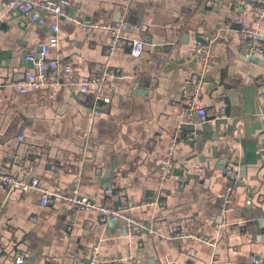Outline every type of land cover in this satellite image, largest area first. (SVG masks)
I'll use <instances>...</instances> for the list:
<instances>
[{
  "label": "crops",
  "instance_id": "obj_1",
  "mask_svg": "<svg viewBox=\"0 0 264 264\" xmlns=\"http://www.w3.org/2000/svg\"><path fill=\"white\" fill-rule=\"evenodd\" d=\"M8 2L0 0V18ZM70 2L67 14L81 24L58 23L62 58L75 73L48 90L16 91L33 68L25 56L41 50L48 26L22 13L14 27L0 22V172L34 165L47 189L77 190L115 207L100 176L110 169L119 208L146 230L129 235L122 223L89 212L73 220L63 201L43 206L35 192L0 186V264L18 257L24 264H264V55L249 60L250 43L239 33L242 21L264 33V17L246 9L255 1ZM106 22L127 25L114 51L107 31L88 26ZM134 39L145 41L139 58L132 56ZM198 39L206 42V66L194 55ZM106 63L116 74L105 91L112 102L96 103L77 82ZM204 68L199 100L208 118L182 129L167 196L154 205L182 95ZM233 181L238 194L225 212L222 195ZM180 230L187 235L173 237Z\"/></svg>",
  "mask_w": 264,
  "mask_h": 264
},
{
  "label": "built area",
  "instance_id": "obj_2",
  "mask_svg": "<svg viewBox=\"0 0 264 264\" xmlns=\"http://www.w3.org/2000/svg\"><path fill=\"white\" fill-rule=\"evenodd\" d=\"M70 3V0H9L6 14L4 18H0V22L5 20L8 27H14V16L22 13L28 16L33 23H39L43 26L47 25L49 29V35L43 43L41 50L26 56V61L31 62L33 68L24 74V81L16 85V91L19 94L26 95L30 92L48 90L53 86L62 84L68 77H71L75 73L73 63L65 61L62 58V52L60 50V26L58 23L59 19H63L70 23L81 24L79 18L71 17L67 14V7ZM246 9L254 10L260 20L264 17V0H255L253 5L248 3L246 4ZM48 16H53L56 21L48 24ZM88 26L102 29L110 34L111 51L123 45L125 40L124 33L127 27L126 23H89ZM239 33L250 43V49L246 55L247 58L252 56L262 57L264 55V33L258 27L251 26L248 21H242ZM131 46L132 56L135 58L141 57L145 47V41L134 39ZM206 48L203 41H197L193 48L195 57L205 66L209 61ZM53 49L57 50L56 57H50ZM205 74L206 68L203 69L201 75L195 81L193 89L191 91H185L182 95L175 138L169 145L168 151L161 161L159 187L152 202L154 205H159L162 199L167 196L166 184L173 173L175 152L182 129L186 126L196 129L208 118V111L199 100L205 83ZM115 77V71L109 63H106L97 74L80 79L77 85L81 94L92 95L96 103L103 102L104 104H110L112 97L106 95L105 91L109 82ZM220 112L224 114L225 109L222 108ZM24 137L25 133L21 132L17 138L19 141H23ZM237 178L236 175H232L234 181ZM234 181L222 195L223 202L226 205L225 212L231 208L233 199L238 194V186ZM0 186L6 187L9 191L17 190L24 193L35 192L39 194L43 206L49 205L52 200L63 201L73 210V220H76L81 212H89L97 215L102 220L122 223L125 225L129 235L141 229H146V225L130 215L127 209L105 206L87 196L81 195L77 190L69 195H65L60 189H47L36 175L34 165L23 166L17 174L0 172ZM107 191V197L114 202L115 196L112 195V191ZM175 233L181 238L187 235L184 230H180L179 232L175 231ZM24 261L25 257H18L16 259L17 264H24ZM253 264H259V261L253 260Z\"/></svg>",
  "mask_w": 264,
  "mask_h": 264
},
{
  "label": "water",
  "instance_id": "obj_3",
  "mask_svg": "<svg viewBox=\"0 0 264 264\" xmlns=\"http://www.w3.org/2000/svg\"><path fill=\"white\" fill-rule=\"evenodd\" d=\"M255 1V0H254ZM14 19V18H13ZM188 35H185L184 37H186V39L188 38L187 37ZM198 41H203L201 39H198ZM204 42V41H203ZM152 43V42H150ZM206 44V42H205ZM250 49V48H249ZM27 56V55H26ZM26 56H25V59H26ZM249 60L251 61H261V59L259 57H256V56H252L249 58ZM114 173L109 169V170H106L104 173L102 172V174L100 175L101 176V180L103 181V183H105V189L106 190H111L112 191V195L113 196H118V190L115 189L113 187V184L111 183V175H113ZM126 198V197H125ZM114 206L116 208H119L120 206H122V197H118L116 201H114ZM113 224H118V222H114V221H109ZM142 230H146V229H142ZM175 235H177V233H174L173 237H175Z\"/></svg>",
  "mask_w": 264,
  "mask_h": 264
}]
</instances>
